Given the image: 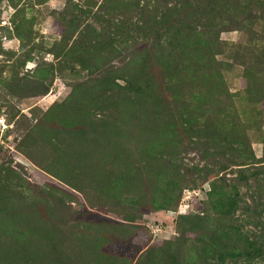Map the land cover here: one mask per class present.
Segmentation results:
<instances>
[{
  "label": "rangeland",
  "instance_id": "1",
  "mask_svg": "<svg viewBox=\"0 0 264 264\" xmlns=\"http://www.w3.org/2000/svg\"><path fill=\"white\" fill-rule=\"evenodd\" d=\"M184 1L0 0V264H149L148 248L155 264L179 252L183 264L189 255L190 264H264V255L194 256L200 232L183 233L187 222L156 209L173 179L171 200L190 196L184 215L206 223L235 185L240 202L226 225L264 248V25L221 34L219 59L229 66L213 94H238L223 108L230 120L214 105L195 110L207 114L197 127L232 122L242 138L235 126L216 143L188 130L182 114L200 106L189 94L160 120L120 89L140 67V27ZM246 53L240 62L253 61L263 84L253 103L236 64Z\"/></svg>",
  "mask_w": 264,
  "mask_h": 264
},
{
  "label": "trees",
  "instance_id": "2",
  "mask_svg": "<svg viewBox=\"0 0 264 264\" xmlns=\"http://www.w3.org/2000/svg\"><path fill=\"white\" fill-rule=\"evenodd\" d=\"M155 1L158 0H144V2ZM147 22L149 24L144 28L140 27L144 30L139 33L144 43L136 44L140 47L136 51L141 56L138 60L140 67L136 74L130 73L129 77L123 80L125 85L120 89L132 95L136 101L143 104L150 103L156 110L155 118L160 120H163L162 113L165 119L173 117L168 109L171 103L184 102L183 98L189 94L191 102H197L200 106L195 108L189 106L186 113L182 114V118L186 117L188 120L185 125L188 126V130L198 134L199 138H207L212 143H216L220 135L232 133L234 126L236 131L239 130L240 137L245 136L244 130L236 123L233 126L232 122L219 131H214L210 126L211 123H204L203 129L197 127V122L207 114L195 115V110L198 108L204 110L205 104L214 105L220 109L219 115L223 116V119L230 120L231 113L223 111V108L226 107L227 101H233L238 94H229L226 90L227 92L220 99L213 94L216 89L225 88L224 74L229 66L219 59L221 34L239 29L252 35L255 32L253 25H264V0H185L183 5L167 8L161 13L158 21L154 16L152 22L150 19ZM131 40L134 43L139 41L138 36H131ZM136 52L132 53L133 56H137ZM238 59L239 62L236 64L244 66L245 96L253 103V88L259 94L263 84L260 79L253 81V61L240 62L241 59H247V53L238 56ZM119 79L117 76L107 83L113 88L118 85ZM158 109L160 110L157 111ZM167 125L169 126L168 123ZM243 143L244 141L238 142L239 145ZM213 176L216 175H212V178ZM172 185H176L173 179L163 184L161 190L163 199L156 209L166 212L178 209L180 197L174 201L170 198ZM219 187L227 189L228 185L222 183ZM216 188L214 186L212 191H216ZM239 202L238 187L230 185L227 194L212 202L217 217L206 223L201 217L194 219L186 215L177 217L181 223L187 222L185 228L180 229L183 233L200 232L199 234L202 235L200 240L202 251L199 253L200 248H193L190 253L202 257L210 255L220 262H225L227 259L249 260L253 259V256L264 255V248L244 236L238 227L226 225L227 219L236 212ZM175 205L174 209H170ZM201 220L207 224L205 227H201ZM146 252H149L148 256L151 257L149 264H155L153 257H156V253L151 248ZM181 256L179 252L172 258V262L170 260V264H183L185 261ZM191 261L193 257L189 255L185 264H190Z\"/></svg>",
  "mask_w": 264,
  "mask_h": 264
},
{
  "label": "built area",
  "instance_id": "3",
  "mask_svg": "<svg viewBox=\"0 0 264 264\" xmlns=\"http://www.w3.org/2000/svg\"><path fill=\"white\" fill-rule=\"evenodd\" d=\"M190 198H191L190 196L186 195V196L184 197L183 201L181 202V204L179 205L178 209L175 210V211H169L168 213L176 215V216H174V218H177V217H179V216H181V215H184L185 212L183 213V211H184V205H183V204H184L186 201H189Z\"/></svg>",
  "mask_w": 264,
  "mask_h": 264
}]
</instances>
